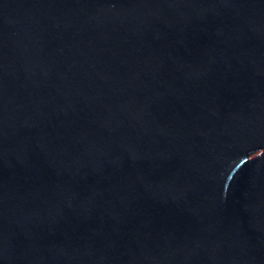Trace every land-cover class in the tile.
<instances>
[{
	"label": "water",
	"instance_id": "water-1",
	"mask_svg": "<svg viewBox=\"0 0 264 264\" xmlns=\"http://www.w3.org/2000/svg\"><path fill=\"white\" fill-rule=\"evenodd\" d=\"M262 0H0V264H149Z\"/></svg>",
	"mask_w": 264,
	"mask_h": 264
}]
</instances>
